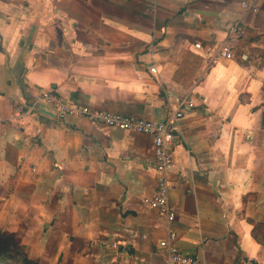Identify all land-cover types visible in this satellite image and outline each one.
Instances as JSON below:
<instances>
[{
    "label": "crops",
    "instance_id": "obj_1",
    "mask_svg": "<svg viewBox=\"0 0 264 264\" xmlns=\"http://www.w3.org/2000/svg\"><path fill=\"white\" fill-rule=\"evenodd\" d=\"M45 89L153 122L182 110L174 245L264 264V0H0V231L39 264H166L167 228L144 203L153 138L32 106Z\"/></svg>",
    "mask_w": 264,
    "mask_h": 264
},
{
    "label": "built area",
    "instance_id": "obj_2",
    "mask_svg": "<svg viewBox=\"0 0 264 264\" xmlns=\"http://www.w3.org/2000/svg\"><path fill=\"white\" fill-rule=\"evenodd\" d=\"M243 5L246 9L251 7L249 1H245ZM235 32V27L230 28L229 33L232 34ZM192 48L198 52L205 51L208 55L214 52V58L222 57L231 60L233 57L232 49L226 43L218 46L215 51L211 48L202 47L200 43L193 44ZM149 71L153 75L158 74L157 67L154 65L150 67ZM34 105L46 106L50 110H53L60 118H67L69 116L86 118L95 124H100L108 128L151 136L153 138L155 152L156 190L152 197L144 200V203L158 212L167 228V238L159 242V247L166 251V264H204L196 257L183 254L177 249L174 245L177 233L170 228L176 217V209L168 200L171 188L170 174L174 168V158L171 151L174 138L172 124L184 115L182 110L173 112L170 120L167 122H153L80 107L62 99L53 89L40 90L35 93L32 99V106ZM188 105H192L191 100L188 102ZM23 107L15 106L14 114L21 115L24 112ZM28 109L30 108L28 107ZM103 246H106V244L103 243ZM109 246L113 249L117 248L116 243H112Z\"/></svg>",
    "mask_w": 264,
    "mask_h": 264
},
{
    "label": "trees",
    "instance_id": "obj_3",
    "mask_svg": "<svg viewBox=\"0 0 264 264\" xmlns=\"http://www.w3.org/2000/svg\"><path fill=\"white\" fill-rule=\"evenodd\" d=\"M0 264H39L30 259L16 239L0 231Z\"/></svg>",
    "mask_w": 264,
    "mask_h": 264
},
{
    "label": "water",
    "instance_id": "obj_4",
    "mask_svg": "<svg viewBox=\"0 0 264 264\" xmlns=\"http://www.w3.org/2000/svg\"><path fill=\"white\" fill-rule=\"evenodd\" d=\"M45 114H48L47 112L44 111Z\"/></svg>",
    "mask_w": 264,
    "mask_h": 264
}]
</instances>
